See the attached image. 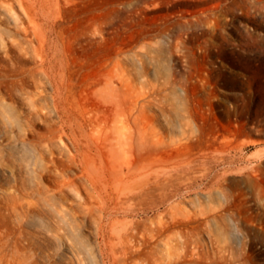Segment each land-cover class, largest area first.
Instances as JSON below:
<instances>
[{
  "label": "rangeland",
  "instance_id": "obj_1",
  "mask_svg": "<svg viewBox=\"0 0 264 264\" xmlns=\"http://www.w3.org/2000/svg\"><path fill=\"white\" fill-rule=\"evenodd\" d=\"M51 1L33 26L0 0V264H111L54 109L80 117L107 80L149 87V178L115 212L149 261L264 264V0Z\"/></svg>",
  "mask_w": 264,
  "mask_h": 264
},
{
  "label": "bare ground",
  "instance_id": "obj_2",
  "mask_svg": "<svg viewBox=\"0 0 264 264\" xmlns=\"http://www.w3.org/2000/svg\"><path fill=\"white\" fill-rule=\"evenodd\" d=\"M17 1L18 4L22 6L24 14L28 17L29 22L33 26L38 25L36 18L37 10H41L43 14H47L49 4L52 2L51 0ZM11 4L12 3H9V6H6L7 10L9 9L11 11ZM110 76H112V74L109 75V77ZM121 77L118 78L120 79ZM113 78L111 80H113ZM121 81L123 80L121 79ZM107 82L105 85L107 88L103 87V95L98 105H96V107L94 106V108L92 107L90 110L85 109L86 111H84L82 109L83 111H81L80 117L67 112L64 108H60L58 103L54 104V109L61 122L59 137L65 135L70 138L74 149L72 157L77 158L79 165L82 167L79 177L88 184L87 192L89 196L97 201L95 208L100 218H108L110 220V225H105L104 227L102 224L101 228L102 230L107 227L109 229L107 239L110 241L111 246L109 245L108 249H106V253L111 259V264H152L149 261V249L142 251L140 250L141 245L139 244L140 246H137L134 232L136 225L133 222L135 220H129V223H127V221H120V218H117L120 214H115L117 209H121L122 212H124L121 215L126 216V214H129L128 211L131 210V207H128L129 203H127V201H129L128 199L132 196L130 195V193H132L130 192L132 191L131 189H134L132 185H135V180L139 177H144V179L147 180L149 178V118L147 115L149 87L145 83V86L141 88V93H139L141 98H139L137 97L138 94L134 96L133 91L127 89L128 87L119 88L116 86L117 84L113 85L111 84L112 82L107 84ZM67 128L69 131H67ZM54 136L55 133L51 136L50 140H52ZM50 144L53 145V141H51ZM58 147L63 149V146L59 145ZM46 150L50 152L51 160H55V151L53 147L51 146ZM32 172H34V170H32ZM61 184L62 186L70 187L77 195L79 194L80 188L75 183L74 179H64ZM134 211L135 210L131 212ZM210 213L212 214V210ZM161 222L163 223L162 220ZM104 233L105 232H103V234ZM170 242L172 243V241ZM177 245L181 246V244ZM174 246V249H176V244ZM14 248L17 249L16 246ZM180 251L182 252V250ZM154 256L156 255L153 254V257ZM185 257V259H188L192 256L188 258L187 256ZM195 258H197V256ZM155 261L154 264H171L172 261L177 262V260L170 259L169 256L165 257L163 260L157 258Z\"/></svg>",
  "mask_w": 264,
  "mask_h": 264
}]
</instances>
